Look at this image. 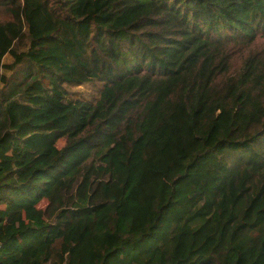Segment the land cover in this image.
Here are the masks:
<instances>
[{
	"label": "trees",
	"instance_id": "obj_1",
	"mask_svg": "<svg viewBox=\"0 0 264 264\" xmlns=\"http://www.w3.org/2000/svg\"><path fill=\"white\" fill-rule=\"evenodd\" d=\"M261 37L264 0H0V264H264Z\"/></svg>",
	"mask_w": 264,
	"mask_h": 264
},
{
	"label": "rangeland",
	"instance_id": "obj_2",
	"mask_svg": "<svg viewBox=\"0 0 264 264\" xmlns=\"http://www.w3.org/2000/svg\"><path fill=\"white\" fill-rule=\"evenodd\" d=\"M252 48L254 49H264V37H261L254 45H252ZM11 57L9 55L6 56L5 61L9 62L11 60H9ZM2 71V70H1ZM84 87H87L86 85H84ZM82 86L78 87L77 90L79 91H87L86 88H84ZM64 139H61V141L59 142V145L61 146L63 144ZM46 205V201H43L40 206H45Z\"/></svg>",
	"mask_w": 264,
	"mask_h": 264
}]
</instances>
